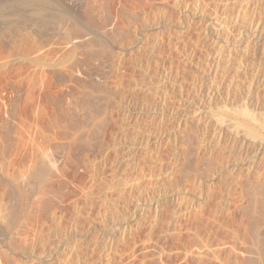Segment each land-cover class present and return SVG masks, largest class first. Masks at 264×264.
<instances>
[{"label":"rangeland","instance_id":"obj_1","mask_svg":"<svg viewBox=\"0 0 264 264\" xmlns=\"http://www.w3.org/2000/svg\"><path fill=\"white\" fill-rule=\"evenodd\" d=\"M38 1L49 10L60 8V12L80 17L78 20L92 34L86 32L85 37L91 39L87 41L82 36L84 30L64 18L63 23L60 21L62 27L56 22L55 27L41 30L42 58L55 52L54 58L42 59L48 64L40 66L46 68L39 66L41 78L44 75L49 81L41 79L38 92L43 96L37 94L31 110L27 105L30 100L22 102L29 107L24 111L21 104L18 114L28 120L22 116L18 120L28 125L23 124L27 130L21 128L26 132L22 133L26 144L23 149L29 146L24 150L29 151H22L27 156L32 151V106L38 102L43 107L37 104L39 110L34 107L33 111L43 117L39 118L44 131H40V136L44 134L47 142L43 141L42 146L41 137L40 149L44 153L41 161L45 163L39 176H28V184L26 178L20 179L19 168L14 167L21 162L22 152L7 169L17 168L11 173H17L19 179L4 172L7 182L0 185V202H4L0 204V209L4 207L0 210V264H197L198 240L206 236L212 246H218L224 238L223 242L228 239V232L224 237L222 229L220 233L215 231L223 225V218L232 216L233 210L218 209L216 190L232 199L228 200L231 203L239 198L241 205L237 195L246 190L257 191L258 182L250 184V179L264 177V125L234 112L248 107L256 118L264 114V0ZM67 38L72 39L75 48ZM53 43L55 49L50 46ZM65 53L74 56H70L72 61L68 64L64 63L65 58L62 60L67 57ZM62 62L63 66H56L57 69L49 66ZM29 66L27 70L32 73ZM49 68L59 71L53 74L52 70L47 71ZM65 68L68 74L73 73L71 81L65 77ZM30 73L27 71L26 75ZM0 83L1 103L11 96L8 85ZM57 99L62 100L63 107ZM59 107L66 113L63 111L62 119ZM235 120L255 138L235 145ZM29 128L31 135L27 134ZM13 142L11 146L16 145ZM258 150L263 152L259 158ZM236 177L241 187L232 184ZM219 182L223 185L217 189ZM235 187L242 188L241 193ZM225 190H229V195ZM240 205L236 203L237 208ZM9 208L7 219L3 211L9 212ZM234 211L236 216L238 209ZM239 214L242 213L238 212L235 219H243ZM249 228V235H243L245 240L250 237L247 244L253 240V226L249 224ZM183 249L194 250V260L185 257ZM216 249L222 251V246ZM240 251L239 256L248 255ZM260 253L264 258V252Z\"/></svg>","mask_w":264,"mask_h":264},{"label":"bare ground","instance_id":"obj_2","mask_svg":"<svg viewBox=\"0 0 264 264\" xmlns=\"http://www.w3.org/2000/svg\"><path fill=\"white\" fill-rule=\"evenodd\" d=\"M80 1V0H79ZM82 1V0H81ZM80 1V2H81ZM96 1V0H95ZM92 2H94V1H92ZM82 3H83V1H82ZM85 4H86V1L84 2ZM89 3H90V1H89ZM96 4V3H95ZM87 5V4H86ZM56 7V6H55ZM59 7V6H58ZM90 8V7H89ZM88 9V8H87ZM96 9V8H95ZM58 10H60V8L58 9ZM58 10H56V9H52V7H51V10H49L48 8H44V6H43V3H40L38 0H0V82H3V83H5V85H8V87H9V89H7V90H9V94L10 95H8V94H6V95H8V96H11L10 98L9 97H6V98H9L8 100H5V102H1L0 104L3 106H1L3 109L0 111L1 113H2V111H3V113H2V115H1V117H0V185H2V183H3V185H4V183H6L7 182V180H6V178H7V175L8 176H11L12 178H16V176H17V178L16 179H19L18 177V175H17V173L14 175V173L15 172H17L16 170H17V168H10V171L9 170H7V169H9V167H11V166H13L15 163L13 162V160L15 161V162H17L18 160V156L17 155H19V153L20 152H22L20 155H21V157L24 155H26V154H24V152H27L28 153V151H24V150H26V148L25 149H23V147H24V145H26L24 142H23V135H22V133H24L25 132V129H26V127L28 126L27 125V123H23L21 120L23 119H27V117L26 118H23V115H22V113L20 114L21 116H19V112L18 111H20V108H22V107H20V105L22 104V102L24 103V101H25V103H26V101L27 100H30V101H27V103L28 102H31L30 104L28 103L27 105H34V98H36V96H37V94L39 93L38 92V89L39 88H41V87H39V84L40 83H43L42 82V80H44V79H42V78H46V81L48 80V77H46V76H42V78H41V74L40 73H42V72H39L40 70H39V66L41 65V63H43V61H42V59L43 60H46V59H48V58H52L55 54V52H53L54 50H51V52H53V54H52V56L49 54V57L48 58H46V59H44V57L42 58V51L44 50L43 48H44V46H43V44L44 43H42L43 41L41 40V30L43 29H45V28H47L48 26H50V25H53L54 27L56 26V25H54L56 22H60L63 18H64V21L66 20V19H68V21H69V19H71V20H73L74 21V23H75V25H78V27L80 26L81 27V29L82 30H84V35H82V36H86V32L90 35V34H92V33H90L88 30H87V28L84 26V24L81 22V20L79 21L78 20V18H80V17H78V18H75L74 16H72V15H70V14H68L67 12L66 13H64V12H60V11H58ZM98 10V9H97ZM63 11V10H62ZM90 15V14H89ZM92 16V15H91ZM90 16V17H91ZM62 18V19H61ZM67 21V20H66ZM72 21V22H73ZM89 21H90V18H89ZM62 23H63V20L61 21ZM61 22H60V27H62L61 26ZM58 23H56V24H58ZM65 25V24H64ZM63 25V26H64ZM58 26V27H59ZM90 26V25H89ZM257 26V25H256ZM255 26V27H256ZM59 27V28H60ZM254 27V28H255ZM69 28V27H68ZM64 29V28H63ZM78 29V28H77ZM42 30V31H43ZM45 30H47V29H45ZM48 30H50V29H48ZM66 30V29H65ZM68 30V29H67ZM79 30V29H78ZM248 30V29H247ZM247 30L245 29V32H247ZM254 30V29H253ZM256 30V29H255ZM29 31V32H28ZM59 31H60V29H59ZM61 31H62V29H61ZM69 31H72V30H69ZM68 31V32H69ZM250 31H251V29H250ZM67 31H65V33H66ZM29 33V34H28ZM53 34H54V36L55 35H57V32H54V30H53V32H52ZM59 33V32H58ZM64 32H62V34H63ZM71 33V32H70ZM78 33H81V31L80 32H78ZM248 33V32H247ZM61 34V33H60ZM87 34V35H88ZM29 35H30V38H29ZM63 35H65V34H63ZM67 35H69V34H67ZM66 35V36H67ZM253 35V34H252ZM59 36V35H58ZM71 36V35H70ZM95 36H97V35H95ZM47 37V36H46ZM60 37H61V35H60ZM77 37V36H76ZM51 37H47V39H50ZM55 38H57L56 36H55ZM65 38V37H64ZM78 38H81V37H79L78 36ZM86 38V37H85ZM91 38V37H90ZM249 38V37H248ZM30 39V40H29ZM45 39V38H44ZM43 39V40H44ZM52 39H53V37H52ZM59 39V38H58ZM74 39H76V38H74ZM87 39V41L88 40H91V39H89L88 37L86 38ZM98 39V36L96 37V40ZM67 41H69V42H72V39H66ZM81 40V39H80ZM101 40V39H100ZM98 41L99 40H97V43H98ZM129 41V40H128ZM81 42V41H80ZM90 42V41H89ZM100 42V41H99ZM102 42V41H101ZM131 42H133V41H131ZM56 44H57V42H55ZM73 44V48H75L74 47V42H72ZM91 43V42H90ZM103 43V42H102ZM56 44H51L50 46H52V45H56ZM86 44H87V42H86ZM95 44H96V42H95ZM130 44V43H129ZM81 45V44H80ZM90 45H92V44H88L87 46H90ZM98 45V44H97ZM127 46H128V44H126ZM133 45V44H132ZM49 46V47H50ZM54 46H52V47H54ZM94 46V45H93ZM92 46V47H93ZM99 46V45H98ZM48 47V48H49ZM51 47V48H52ZM76 47H77V45H76ZM81 47V46H80ZM91 47V46H90ZM97 47V46H96ZM105 47V46H104ZM120 47V46H119ZM129 47V46H128ZM89 48V47H88ZM125 48V47H124ZM123 48V49H124ZM50 49V48H49ZM53 49H55V47L53 48ZM62 49V48H61ZM48 50V49H47ZM65 50V49H64ZM88 50H90V49H88ZM92 50V49H91ZM109 50V49H108ZM49 51V53H50V50H48ZM102 51V50H101ZM46 52V51H45ZM43 53V54H45V55H48L47 53ZM59 52V51H58ZM74 52V51H73ZM121 52V51H120ZM123 52V51H122ZM64 53V52H63ZM63 53H61L62 54V56H64L63 55ZM66 55H67V57L65 56V57H63L62 58V60L65 58L67 61L66 62H64L65 60H63V62L64 63H67L68 61H70L69 59H70V56H71V54L72 53H70V55H68L67 53H65ZM61 56V55H60ZM73 56V55H72ZM72 56H71V59H72ZM58 57V56H57ZM54 58V57H53ZM68 58V59H67ZM73 58H74V56H73ZM51 60V59H50ZM42 61V62H41ZM72 61V60H71ZM70 61V62H71ZM52 62H53V60H52ZM54 62H56L57 63V58H56V61L54 60ZM59 62V61H58ZM63 62L61 63V65H60V63L59 64H54V63H52V64H50L49 66H50V68H52V67H56V66H63L62 64H63ZM70 62H68V63H70ZM49 63H51L50 61H49ZM67 63V64H68ZM29 64L31 65V68H32V73H30V71L31 70H27L30 66H29ZM44 65L46 64V63H43ZM43 64H42V66H43ZM47 64H48V62H47ZM46 64V65H47ZM77 64V63H76ZM76 64H74V66L76 65ZM66 65V64H65ZM65 65H64V67H65ZM29 66V67H28ZM42 66H40V67H42ZM48 66V67H49ZM73 66V67H74ZM44 67V66H43ZM42 67V68H43ZM63 67V68H64ZM71 67H72V65H71ZM72 67V68H73ZM41 68V69H42ZM44 68H46V67H44ZM49 68V70H47V69H45V71L47 70V71H50V70H52V72H53V70L54 69H50ZM114 68V67H113ZM55 69H57V67L55 68ZM69 69V68H68ZM43 70V69H42ZM27 71H28V73H30V76H27L26 75V73H27ZM46 71V72H47ZM56 71H59V70H56ZM53 72V74L54 73H57V72ZM64 71H65V73H67L68 71L66 70V68L64 69ZM71 71V70H70ZM69 71V72H70ZM12 72V73H11ZM51 72V71H50ZM89 72V71H88ZM49 73V72H48ZM61 73H63V72H61ZM61 73H60V75H61ZM64 73V74H65ZM40 74V75H39ZM72 76H71V75ZM67 76H65V75H63V76H65L66 77V79H69L70 80V78L71 77H73V73H72V71H71V73H67L66 74ZM92 75V74H91ZM51 76H52V73H51ZM57 76H58V74H57ZM87 76V75H86ZM88 76H89V74H88ZM60 77H62V75L60 76ZM65 77H63V78H65ZM75 77V76H74ZM91 77V76H90ZM89 77V78H90ZM54 78V77H53ZM56 78V77H55ZM92 78V77H91ZM42 79V80H41ZM50 79H52V78H50ZM57 79H59V78H57ZM65 79V80H66ZM65 80H64V82H65ZM69 80H66L67 82H69ZM71 80H72V78H71ZM70 80V81H71ZM75 80V79H74ZM49 81V80H48ZM61 82H62V80H61ZM46 84H48V82H45ZM70 83V82H69ZM1 85H2V83H0ZM50 84V83H49ZM28 85H30L31 86V88L30 87H28ZM41 85V84H40ZM4 86V85H3ZM42 86H44L43 84H42ZM48 86V85H47ZM46 86V87H47ZM66 86V85H65ZM24 87H26V88H29L28 90H26ZM39 87V88H38ZM6 88V87H5ZM25 89V91L24 92H27L26 94L22 91V90H24ZM43 89V88H42ZM41 89V90H42ZM44 89H45V87H44ZM43 89V91L45 92V90ZM6 90V89H5ZM41 90H39V91H41ZM21 92H23V94H24V96H23V94L21 93ZM7 93V92H6ZM41 93H42V91H41ZM62 94V93H61ZM39 95H40V93H39ZM42 95V94H41ZM40 95V96H41ZM46 95V94H45ZM40 96H38V97H40ZM43 96V95H42ZM37 97V98H38ZM71 97V96H70ZM5 98V99H6ZM26 98H27V100H26ZM64 98V97H63ZM3 99H4V96H3ZM41 99V98H40ZM38 100V99H37ZM58 100V99H57ZM56 100V101H57ZM39 102L41 101V100H38ZM59 101V103H60V101H62V100H58ZM32 102H33V104H32ZM36 102V101H35ZM56 103V102H55ZM64 103V102H63ZM37 104H38V102H37ZM37 104L35 103V105L37 106ZM39 106L38 107H40L41 105H40V103L38 104ZM62 105V102L59 104V106L60 107H63V106H61ZM22 106H23V109H24V111L27 109V107H29V106H24V104H22ZM36 106H32V114H34V115H32V114H30V115H32V116H34L35 117V120H34V122L32 121L31 122V124L33 125V127H31V129L33 128V132H32V130H30V128H29V133L27 132V134H30L31 135V132L33 133L30 137V139H31V145L30 146H32V154H30L31 156V159H30V157H29V154H27V156H23V158H20L21 159V162H17L18 164L20 163V167L19 166H17V163L14 165V167H18L19 169V171H18V173H19V175H20V179H21V177L23 178V180L27 183V181H29V179H30V177H29V179H27L28 178V176L29 175H31V176H35V177H37V176H39V174H40V171H41V167H43L44 166V164H42V163H45V162H43V161H41V159H43L42 158V154H44L43 152H42V150L40 149L42 146H43V141H44V139H43V135L44 134H41V136H40V131H41V127H43V126H41L40 127V125L42 124L43 125V123H41L40 121H39V118H43L42 116L40 117V115H38L39 114V112L38 111H33V110H35V109H33L34 107L35 108H38V107H36ZM56 106H58V104L56 105ZM25 107V108H24ZM42 107V106H41ZM59 107V108H60ZM31 108V106L28 108V110H31L30 109ZM43 108V107H42ZM22 110V109H21ZM37 110H39V108L37 109ZM42 110V112H44V110L43 109H40V111ZM23 111V112H24ZM61 111H62V113H63V111L64 110H62L61 108H60V110H59V114H61L62 115V113H61ZM21 112V111H20ZM38 112V113H37ZM234 112L237 114V115H240V116H243V117H245V118H247V119H250V120H252V121H255V122H257V123H260V124H262V125H264V114L262 115V117L261 118H256L255 116H254V111H252L250 108H248V107H243V108H237V109H235L234 110ZM37 113V114H36ZM41 113V112H40ZM64 113H65V111H64ZM64 113H63V115H62V117H60V116H56V115H54L55 117H57L58 119H59V117L62 119L63 117H64ZM262 113V112H261ZM17 114H18V116L19 117H17ZM66 114V113H65ZM258 114V113H257ZM43 116H44V114H42ZM256 115V114H255ZM68 116V115H67ZM259 117L261 116L260 114L258 115ZM22 119H21V118ZM31 117V116H30ZM21 119V120H18V119ZM29 118V117H28ZM66 118V117H65ZM34 119V118H33ZM28 120V119H27ZM27 120H25L24 122H30V121H27ZM42 120V119H41ZM53 120V119H52ZM57 120V119H56ZM60 120V119H59ZM59 120H58V122H59ZM57 123V122H56ZM233 123V128H234V130L236 131V132H234V140H235V145L238 143H241V142H244L243 140H246V138H248V139H250V138H255V136L253 137L250 133H249V131L247 130H245V129H243V126L240 124V122L239 121H233L232 122ZM23 124H25V125H27L26 127H25V125H23ZM31 125V126H32ZM22 126H24L25 127V129L24 130H22L21 128H23ZM55 127H57V126H55ZM58 127H60V126H58ZM41 128V129H40ZM28 129V128H27ZM26 129V130H27ZM228 129V128H227ZM233 130V129H232ZM233 130V131H234ZM242 131V135H238V134H240L239 132H241ZM24 131V132H23ZM31 131V132H30ZM61 131V130H60ZM230 131V130H229ZM233 131H232V133H233ZM42 132V131H41ZM44 132V131H43ZM42 132V133H43ZM79 132V131H78ZM92 132V131H91ZM26 133V132H25ZM62 133V132H61ZM61 133H60V135H61ZM63 134V133H62ZM82 134V133H81ZM80 134V135H81ZM64 135H65V132H64ZM78 135V134H77ZM29 136V135H28ZM42 137V138H41ZM45 137V136H44ZM57 137V139H58V136H56ZM70 137V136H69ZM76 137V136H75ZM82 137H85V136H82ZM241 138V140H239L238 138ZM257 137V136H256ZM264 137V136H263ZM13 138V141L15 140V144L17 145V147L18 148H16V145H12L13 146V148H15L14 149V151H12V146H11V144H12V142L13 141H11V139ZM24 138L25 139H27L25 136H24ZM40 138H41V142H42V144L40 143ZM46 138V137H45ZM60 138H61V136H60ZM62 138H63V136H62ZM73 138V137H72ZM231 138H233V137H231ZM24 139V140H25ZM43 139V140H42ZM46 139H48V137L46 138ZM45 139V140H46ZM56 139V138H55ZM64 139H65V137H64ZM76 139V138H75ZM247 139V140H248ZM82 140V139H81ZM238 140V141H237ZM258 140V139H257ZM27 141H28V139H27ZM49 141V140H48ZM72 142H73V140H71ZM83 141V140H82ZM231 141V140H230ZM253 141V140H252ZM44 142H47V140L46 141H44ZM69 142H70V140H69ZM76 142H78V141H76ZM87 142V141H86ZM85 142V143H86ZM250 142V141H249ZM261 142H263V141H261ZM14 143V142H13ZM66 143V142H65ZM64 143V144H65ZM80 142H78V144H79ZM90 143V142H89ZM89 143L87 144V145H89ZM264 143V142H263ZM30 143H28L27 145H29ZM40 144L42 145V146H40ZM48 144V143H47ZM55 144V143H54ZM69 144V143H68ZM67 144V145H68ZM75 144V143H74ZM84 144V143H83ZM244 144V143H243ZM242 144V145H243ZM59 145V144H58ZM57 145V146H58ZM70 145H72V144H70ZM11 146V147H10ZM22 146V147H21ZM44 146H46V145H44ZM56 146V147H57ZM65 146V145H64ZM220 146V145H219ZM225 146V145H224ZM246 146V145H245ZM255 146V145H254ZM19 147L21 148V151L19 150ZM55 147V148H56ZM62 147V146H61ZM60 147V148H61ZM69 147V146H68ZM67 147V148H68ZM74 147H75V145H74ZM86 147V146H85ZM89 147V146H88ZM10 148H12L11 150H10ZM28 148H29V146H28ZM27 148V149H28ZM46 148V147H45ZM48 148V147H47ZM235 148H236V146H235ZM234 148V149H235ZM238 148V147H237ZM62 149V148H61ZM72 149H73V147H72ZM219 149V148H218ZM261 149V148H260ZM10 150V151H9ZM24 152H23V151ZM53 150H55L54 149V147H53ZM58 150V149H57ZM56 150V151H57ZM63 150V149H62ZM71 149H69V151H70ZM11 151H12V154H13V152L15 153L13 156H12V154H10L11 153ZM16 151V152H15ZM64 151V150H63ZM79 151V150H78ZM259 151V150H258ZM8 152H10V153H8ZM40 152H41V154H40ZM48 152V151H47ZM47 152H45V153H47ZM219 152V151H218ZM57 153V152H56ZM23 154V155H22ZM263 154V152H262V150H260L257 154H256V156H258L257 158H259V156H261ZM19 155V156H20ZM9 157V159H8V157ZM41 156V157H40ZM45 157H46V155H44ZM86 156V155H85ZM7 157V158H6ZM16 157H17V159H16ZM44 157V158H45ZM149 157V156H148ZM217 157H218V155H217ZM13 158H15V159H13ZM27 158H29L28 160H27ZM59 158V157H58ZM6 159H8L7 161H6ZM22 159L23 160H25V161H22ZM46 159V158H45ZM62 159V158H61ZM66 159V158H65ZM90 159V158H89ZM197 159V158H196ZM217 159V158H216ZM219 159V158H218ZM223 159V158H222ZM255 159V158H254ZM44 160V159H43ZM68 161V160H67ZM218 161V160H217ZM256 161V160H255ZM258 161V160H257ZM26 162V163H25ZM85 162V161H84ZM219 162V161H218ZM223 162V161H222ZM234 162V161H233ZM14 163V164H13ZM55 163H56V161H55ZM87 163V162H86ZM229 163V162H228ZM257 163V162H256ZM46 164H48V163H46ZM45 164V165H46ZM52 164H54V163H52ZM87 164H89V163H87ZM185 164V163H184ZM214 164V163H213ZM222 164V163H221ZM236 163H234V165H235ZM252 164V163H251ZM43 165V166H42ZM55 165V164H54ZM53 165V166H54ZM90 165V164H89ZM224 165V164H223ZM227 165V164H226ZM229 165V164H228ZM49 166V165H48ZM5 167H6V169H5ZM55 167V166H54ZM59 167V166H58ZM62 167V166H61ZM218 167V166H217ZM225 167V166H224ZM234 167V166H233ZM253 167V166H252ZM264 167V166H263ZM45 168H47V166L45 167ZM49 169H50V167H48ZM56 168H57V166H56ZM90 168H91V166H90ZM193 168V167H192ZM223 168V167H222ZM221 168V169H222ZM257 168V167H256ZM11 169H13V170H15V172H13V174L11 173ZM61 169V168H60ZM88 169V168H87ZM220 169V168H219ZM221 169H220V171H221ZM231 169H232V167H231ZM228 170L227 169V171L228 172H230V171H232V170ZM252 169V168H251ZM250 169V170H251ZM264 169V168H263ZM5 170V171H4ZM12 170V171H13ZM44 170V169H43ZM51 170V169H50ZM89 170V169H88ZM234 170V169H233ZM246 170H248V169H246ZM9 171V172H8ZM91 172H93L92 170H90ZM176 171V170H175ZM219 171V170H218ZM249 171V170H248ZM4 172H8L7 173V175L4 173ZM47 172V171H46ZM53 172V171H52ZM60 172H61V170H60ZM240 172H241V170H240ZM254 172V171H253ZM41 173H42V171H41ZM50 173V172H49ZM54 173V172H53ZM220 173V172H219ZM223 173V172H222ZM227 173V172H226ZM231 173V172H230ZM233 173V172H232ZM236 173H238V172H236ZM249 172H246V174H248ZM261 173H263L262 171H261ZM10 174H12V175H10ZM50 174H52V173H50ZM191 174V173H190ZM243 174V173H242ZM259 174H260V172H259ZM45 175V174H44ZM57 175V174H56ZM222 175V174H221ZM238 175V174H237ZM262 175H264V174H262ZM261 174L259 175V176H262ZM13 176H15V177H13ZM41 176V175H40ZM49 176H51V175H49ZM54 176V175H53ZM176 177H177V175H175ZM217 176H219L218 174H217ZM226 176V175H225ZM232 176V175H231ZM258 176V175H257ZM41 177H43V176H41ZM227 177V176H226ZM239 178H240V180H241V177L240 176H238ZM253 177V176H252ZM10 178V177H9ZM49 178H51V177H49ZM54 178V177H53ZM57 178V177H56ZM220 178V177H219ZM233 178V177H232ZM237 178V177H236ZM239 178H237V180L235 179H233L234 180V183L232 182V184H234L235 186H240L241 187V185H240V183H238V182H236V181H239L238 179ZM254 178H255V176H254ZM221 179V178H220ZM225 179V178H224ZM244 179V178H243ZM246 179V178H245ZM11 180V179H10ZM36 180V179H35ZM51 180V179H50ZM58 180V179H57ZM251 180H253L250 184H253V183H256V182H258V184H257V186H255L256 188H257V191H255V190H253V191H250V193H247L248 192V190H246V188H245V190L247 191V192H245V191H243L242 192V194L239 196V195H237V197H240L241 198V200H242V203H244V204H242L241 203V205H240V200H239V198L237 199L236 198V200L238 201V202H229V201H231L232 199H227V197H225V196H223V193H221V191H219V190H216L217 192H216V195H215V199H216V201H217V205H218V209L219 210H222L223 211V209H226L227 208V210L228 209H230V207L232 208L231 210H233V214H235V212L236 211H234L235 209H238V212H241L242 214H239V215H242L241 217H243V219H240V220H237L238 218H237V215H238V212H237V214H236V216H234L233 214H232V216H229V218H228V216L226 217V219L228 218V220H225L224 218H223V220H225L226 222L228 221V223L226 224L227 226H225V224L223 223V220L221 221V223L223 224V225H219V224H221V223H219V224H217V225H219V227H220V229H218L219 227L217 226L216 228H217V230L219 231H215V234H216V232L217 233H220V230L222 229L223 231H221V233L222 232H224L223 234H224V237H225V233L226 232H228L227 234L228 235H226V236H228V239H227V237H226V239L228 240H226L225 242H223L224 240H225V238L223 239V241L221 242V240H220V242L218 241V243H220V244H218V246L216 245V246H212V244L211 243H209L207 240H205V237H203L204 239H201V240H198V245H196V248L198 249V250H196L197 252H196V254H195V256H196V259H197V261H198V263L199 264H204V261H206L207 262V264H264V258H263V255L261 256V250H262V252H264V177L262 176V178H260L259 179V177H258V180H257V178H256V180L257 181H254L255 179H250V181ZM13 181V180H12ZM11 181V182H12ZM14 181H15V179H14ZM220 181V180H219ZM221 181H222V179H221ZM242 181V180H241ZM246 181V180H245ZM18 182V181H17ZM30 182V181H29ZM32 182V181H31ZM53 182V179H52V181L50 182V183H52ZM33 183V182H32ZM226 183H227V181H226ZM228 183H230L229 181H228ZM244 183H246V184H248L247 182H244ZM25 184V183H24ZM28 184V183H27ZM34 184V183H33ZM33 184H32V186H33ZM59 184H61V182L59 183ZM59 184H58V186H59ZM250 184H248L249 186H252V185H250ZM29 185H30V183H29ZM222 182H219V188H217V189H220V187H222ZM233 185V186H234ZM20 186V185H19ZM242 186H243V189H244V184H242ZM246 186V185H245ZM2 186H0V188H1ZM119 187V186H118ZM3 188V187H2ZM9 188V187H8ZM248 188V187H247ZM254 187H251V189H253ZM5 189V188H4ZM237 188L235 187V190H236ZM240 189H242V188H240ZM240 189H238L239 190V192H240ZM255 189V188H254ZM2 190V189H1ZM6 190V189H5ZM227 190V189H226ZM225 190V191H226ZM238 190H236V191H238ZM2 191H4V190H2ZM1 191V195H3L2 192ZM10 191V190H9ZM9 191L8 190H6L5 192L6 193H9ZM215 191V190H214ZM219 191V192H218ZM229 191V190H228ZM228 191H226L227 192V194L229 193ZM231 192H233L232 190H230ZM11 192V191H10ZM225 192V193H226ZM230 192V193H231ZM252 192V193H251ZM22 193V192H21ZM122 193V192H121ZM120 193V194H121ZM241 193V192H240ZM247 193V194H246ZM9 194H12V193H9ZM123 194V193H122ZM234 194H235V192H234ZM16 195V194H15ZM39 195V194H38ZM37 195V196H38ZM229 195V194H228ZM231 195V194H230ZM35 196V195H34ZM12 197V196H11ZM27 197V196H26ZM205 197V196H204ZM230 197V196H229ZM228 197V198H229ZM207 198V197H206ZM231 198V197H230ZM235 198V197H234ZM21 199V198H20ZM28 199V198H27ZM209 199V198H208ZM3 200V199H2ZM12 200V199H11ZM207 200V199H206ZM229 200V201H228ZM244 200V201H243ZM10 201V200H9ZM234 201H235V199H234ZM2 203H4V202H0V204H2ZM236 203H237V205H238V203H239V205L240 206H238V208H237V206H236ZM31 204H33L32 202H31ZM3 205V204H2ZM2 205H0V206H2ZM26 206V205H25ZM192 206V205H191ZM190 206V207H191ZM9 207V206H8ZM21 207V206H20ZM213 208V207H212ZM1 209H4V207L3 208H1ZM0 209V210H1ZM10 209V208H9ZM200 209V208H199ZM203 209V208H202ZM217 209V208H216ZM13 210V209H12ZM22 210V209H21ZM189 210V209H188ZM10 211H11V209L9 210V212L6 210V212H5V210L3 211L4 213H5V217L8 219V217H9V214H10ZM30 211V210H29ZM201 212V211H200ZM216 212V211H215ZM227 212V211H226ZM229 212H230V210H229ZM229 212H227V213H229ZM232 212V211H231ZM230 212V213H231ZM230 213H229V215H230ZM2 214V213H1ZM1 214H0V216H1ZM215 214H217V213H215ZM214 214V215H215ZM3 215V214H2ZM191 215V214H190ZM193 215V214H192ZM20 216V215H19ZM27 216V215H26ZM215 216H217V215H215ZM214 216V217H215ZM226 216V215H225ZM233 216H234V218H233ZM11 217V216H10ZM218 217H220V219H222L221 218V216H218ZM235 217L237 218V219H235ZM3 218V217H2ZM199 218H201L200 216H199ZM198 218V219H199ZM6 219V220H7ZM216 220H217V218H215ZM215 219H213V220H215ZM220 219H219V221H220ZM244 219H245V222H243L244 221ZM2 220V219H1ZM5 220V219H4ZM196 220V219H195ZM201 220V219H200ZM27 221V220H26ZM25 221V222H26ZM202 221V220H201ZM9 222V221H8ZM203 222V221H202ZM215 222V221H214ZM217 222V221H216ZM215 222V223H216ZM225 222V223H226ZM9 224H10V222H9ZM8 224V225H9ZM23 224V223H22ZM249 224H251V228H252V226H253V233H252V235H250V236H253V240L251 241V242H249V244H247V241H248V239L250 238H248L247 239V237H246V239L247 240H245V237L243 236V235H249V232L250 231H252V230H250V228H249ZM24 225V224H23ZM22 225V226H23ZM194 225H196V224H194ZM197 226H198V223H197ZM193 227V226H192ZM196 227V226H195ZM200 228V227H199ZM202 229H203V227H201ZM215 228V229H216ZM248 228H249V232H248V234H247V231H248ZM16 229H18V228H16ZM201 229V230H202ZM204 229H206V228H204ZM213 229V228H212ZM224 229H225V231H224ZM194 230V229H193ZM196 230V229H195ZM19 231H21V230H19ZM198 231V230H197ZM199 231H200V229H199ZM208 231V230H207ZM213 231V232H214ZM16 233V232H15ZM21 233V232H20ZM196 233H198V232H196ZM195 233V234H196ZM208 233V232H207ZM243 233V234H242ZM22 234V233H21ZM20 234V235H21ZM202 235H203V233H201ZM205 234V233H204ZM215 234H213V235H215ZM17 236H18V233L16 234ZM199 233H198V239H200L199 238ZM205 235H207V234H205ZM222 234H220V236H221ZM216 236V235H215ZM217 236H218V234H217ZM194 237V236H193ZM221 237H223V236H221ZM195 238V237H194ZM202 238V237H201ZM211 238V237H210ZM215 238H217V237H215ZM206 239H207V237H206ZM195 240V239H194ZM197 240V239H196ZM212 241V240H211ZM196 243V242H195ZM215 244H216V242H215ZM190 245V244H189ZM222 246V251L220 250V249H216V247H221ZM188 247V249L191 247L192 248V246L190 245V246H187ZM186 246H185V248H187ZM246 247L248 248V250L246 249ZM190 248V249H191ZM196 248H194V250L196 249ZM187 249V251H186V249H183V250H185V252L183 251V253L182 254H184V256L185 257H187V258H192L193 259V256H194V254H193V252H194V250H193V252L192 251H190V250H188ZM241 250V251H240ZM199 251V252H198ZM238 251H240L241 252V254H248V255H250V256H246V257H241V256H239L238 255ZM220 252H224V254L223 255H221L220 254ZM195 253V252H194ZM254 254V255H256L257 257L255 258V257H251V255L252 254ZM162 254V253H161ZM264 254V253H263ZM159 258V257H158ZM163 259V258H162ZM194 260V259H193ZM197 263V264H198Z\"/></svg>","mask_w":264,"mask_h":264}]
</instances>
